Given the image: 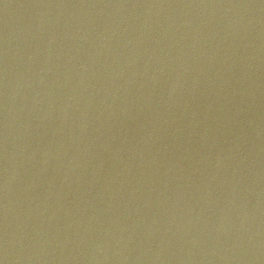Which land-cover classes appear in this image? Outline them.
I'll use <instances>...</instances> for the list:
<instances>
[{
	"label": "water",
	"instance_id": "obj_1",
	"mask_svg": "<svg viewBox=\"0 0 264 264\" xmlns=\"http://www.w3.org/2000/svg\"><path fill=\"white\" fill-rule=\"evenodd\" d=\"M0 264H264V0H0Z\"/></svg>",
	"mask_w": 264,
	"mask_h": 264
}]
</instances>
